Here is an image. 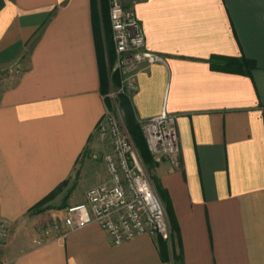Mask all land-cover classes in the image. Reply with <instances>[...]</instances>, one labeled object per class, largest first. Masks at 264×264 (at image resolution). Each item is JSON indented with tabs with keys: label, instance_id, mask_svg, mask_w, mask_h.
Wrapping results in <instances>:
<instances>
[{
	"label": "crops",
	"instance_id": "obj_1",
	"mask_svg": "<svg viewBox=\"0 0 264 264\" xmlns=\"http://www.w3.org/2000/svg\"><path fill=\"white\" fill-rule=\"evenodd\" d=\"M123 2L162 57L135 77V118L176 115L180 167L145 164L170 240L43 231L107 178L109 5L103 20L100 0H0V264H264V0Z\"/></svg>",
	"mask_w": 264,
	"mask_h": 264
},
{
	"label": "built area",
	"instance_id": "obj_2",
	"mask_svg": "<svg viewBox=\"0 0 264 264\" xmlns=\"http://www.w3.org/2000/svg\"><path fill=\"white\" fill-rule=\"evenodd\" d=\"M113 41V61L108 64L110 76L118 81L104 98L110 99L97 132L107 138L110 150L102 155L107 178L89 187L83 201L66 207L61 221L56 218L43 231L63 230L67 234L87 224L96 223L114 244L139 235H159L170 240L167 214L150 180L145 164L121 121L117 103L119 95L130 97L136 88L135 77L162 57L144 48V34L132 7L123 0H108ZM147 148L153 160H168L179 168L180 144L176 115L165 112L139 121ZM94 157H97L96 155ZM10 234L9 226L0 220V245ZM41 243L42 239L36 240Z\"/></svg>",
	"mask_w": 264,
	"mask_h": 264
},
{
	"label": "trees",
	"instance_id": "obj_3",
	"mask_svg": "<svg viewBox=\"0 0 264 264\" xmlns=\"http://www.w3.org/2000/svg\"><path fill=\"white\" fill-rule=\"evenodd\" d=\"M106 5V0H100V6H101V13H102V19L104 20V7ZM95 7V5H94ZM96 10V9H95ZM104 22V21H103ZM103 38L101 39L102 41L100 42L101 47H102V55L107 54L108 59H109V64L113 61V42L111 38V30H107L104 28L103 30ZM222 62L227 65V66H237L238 61L234 59H229V58H221ZM103 77H104V73ZM117 78V77H116ZM108 88V81L105 79L104 82V89L107 90ZM108 103V102H107ZM117 103L119 106V109L122 114V119L124 121L125 127L132 138L141 158L144 164H149L152 163L151 155L150 152L147 148V144L145 141V138L143 136L142 130L140 128L139 122L136 120L133 109L130 104V99L126 95H119L117 99ZM109 104V103H108ZM171 231V230H170ZM171 237V233H170ZM165 241V240H164Z\"/></svg>",
	"mask_w": 264,
	"mask_h": 264
},
{
	"label": "rangeland",
	"instance_id": "obj_4",
	"mask_svg": "<svg viewBox=\"0 0 264 264\" xmlns=\"http://www.w3.org/2000/svg\"><path fill=\"white\" fill-rule=\"evenodd\" d=\"M113 58H114V55H113ZM106 64L108 65L109 64V59H108V56H107V54H106ZM112 63V62H111ZM110 63V64H111ZM117 81H118V79L116 78V76H110V74L108 73V91L110 90V82H112L113 84V86L115 87L116 85H117ZM108 100V103H109V105L111 104V101H110V99L108 98L107 99ZM120 114H121V111H120ZM121 121H122V123L124 124V121H123V119H122V114H121ZM125 125V124H124ZM109 151V150H108ZM78 203V202H77ZM76 204V203H75ZM64 209V208H63ZM66 209V208H65ZM65 209L64 210H62V208H61V210H60V208L58 207V206H51L50 208H48V210H47V212L45 213V214H43L44 215V219L45 220H48L49 221V223H51L55 218H56V220H59V221H61V219L63 218V216H64V214H65ZM42 222H44V221H40V223H42Z\"/></svg>",
	"mask_w": 264,
	"mask_h": 264
}]
</instances>
